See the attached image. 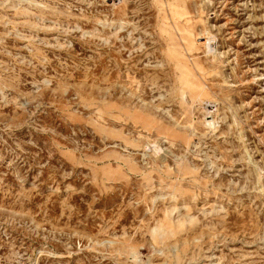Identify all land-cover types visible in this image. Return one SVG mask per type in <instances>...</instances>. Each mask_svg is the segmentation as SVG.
<instances>
[{"label":"rangeland","instance_id":"374dc122","mask_svg":"<svg viewBox=\"0 0 264 264\" xmlns=\"http://www.w3.org/2000/svg\"><path fill=\"white\" fill-rule=\"evenodd\" d=\"M0 264H264V0H0Z\"/></svg>","mask_w":264,"mask_h":264},{"label":"bare ground","instance_id":"6f19581e","mask_svg":"<svg viewBox=\"0 0 264 264\" xmlns=\"http://www.w3.org/2000/svg\"><path fill=\"white\" fill-rule=\"evenodd\" d=\"M211 43V42H210ZM211 108V107H210Z\"/></svg>","mask_w":264,"mask_h":264}]
</instances>
